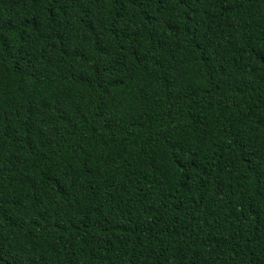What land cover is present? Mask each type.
Segmentation results:
<instances>
[{"label": "trees", "instance_id": "obj_1", "mask_svg": "<svg viewBox=\"0 0 264 264\" xmlns=\"http://www.w3.org/2000/svg\"><path fill=\"white\" fill-rule=\"evenodd\" d=\"M0 264H264V0H0Z\"/></svg>", "mask_w": 264, "mask_h": 264}]
</instances>
